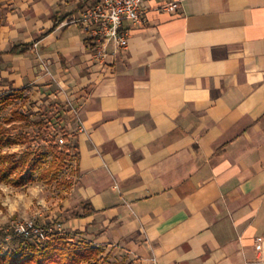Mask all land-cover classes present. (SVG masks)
I'll return each instance as SVG.
<instances>
[{"label":"crops","instance_id":"obj_1","mask_svg":"<svg viewBox=\"0 0 264 264\" xmlns=\"http://www.w3.org/2000/svg\"><path fill=\"white\" fill-rule=\"evenodd\" d=\"M140 9L128 48L100 62L70 23L80 0H0V91L77 111L69 241L146 264H264V0Z\"/></svg>","mask_w":264,"mask_h":264},{"label":"rangeland","instance_id":"obj_2","mask_svg":"<svg viewBox=\"0 0 264 264\" xmlns=\"http://www.w3.org/2000/svg\"><path fill=\"white\" fill-rule=\"evenodd\" d=\"M2 93L6 92L0 91V94ZM24 96L27 97L24 101L13 102L1 111L0 123L7 124L4 118H10L12 112L18 110L20 106L31 120L47 119L49 135L45 141L36 135L34 129H25L23 132L31 135L33 146L41 148L48 157L44 160L43 166L33 172V180L24 186L16 188L9 184H0V243L3 251L13 253L18 252L20 246V241L14 236L15 225L19 222L33 221L39 228L45 230L44 235L54 233V241L72 235L73 230L67 227L66 219L71 189L77 178L75 169L77 156L71 132L75 127V113L71 103L65 98H53L50 95L37 98L28 94ZM19 121L20 119L15 120ZM51 142L59 144L62 149L65 146L70 148L68 151L70 159L53 182H49L51 174L47 178L41 176L53 160L49 145ZM27 147V144L7 145L3 151L22 154ZM41 238L43 241L47 240V237ZM33 242L37 243V240L33 239ZM68 244L77 247L88 246V242L80 238ZM103 252L106 264H146L117 248Z\"/></svg>","mask_w":264,"mask_h":264},{"label":"trees","instance_id":"obj_3","mask_svg":"<svg viewBox=\"0 0 264 264\" xmlns=\"http://www.w3.org/2000/svg\"><path fill=\"white\" fill-rule=\"evenodd\" d=\"M26 98L22 90L0 94V113L13 102L24 101ZM19 119V122H15ZM4 120L7 124L0 123V184L5 183L18 188L33 180V172L43 166L44 160L48 157L41 148L33 146L31 135L23 131L34 129L36 135L45 141L49 135V123L47 119L31 120L22 110V106L13 111L10 118ZM20 144L28 145L22 154L3 151L7 145ZM49 145L53 160L41 176L47 178L51 174L49 182H53L70 159L68 152L70 148L65 146L62 149L54 142ZM84 215H87V212H84ZM53 235L54 233L43 235L47 237V240L43 241L41 237H24L15 233L14 236L20 241L19 251L5 252L0 243V264H106L104 252L100 248L73 246L68 244L70 237L54 241ZM33 239L37 240V243H34Z\"/></svg>","mask_w":264,"mask_h":264},{"label":"built area","instance_id":"obj_4","mask_svg":"<svg viewBox=\"0 0 264 264\" xmlns=\"http://www.w3.org/2000/svg\"><path fill=\"white\" fill-rule=\"evenodd\" d=\"M142 0H80L82 10L70 21L80 25L87 39L93 42V57L105 62L112 46L115 51L126 49L133 29L143 26L145 12L140 9ZM179 3L170 2L161 7L163 11H173ZM36 46V45H35ZM77 115V111L74 109ZM15 233L24 237H41L42 228L33 221L19 222Z\"/></svg>","mask_w":264,"mask_h":264}]
</instances>
